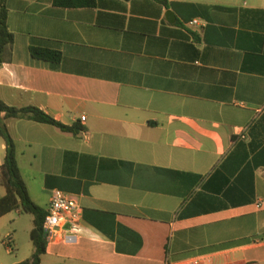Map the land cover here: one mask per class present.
Instances as JSON below:
<instances>
[{
	"label": "crops",
	"instance_id": "0c3cea01",
	"mask_svg": "<svg viewBox=\"0 0 264 264\" xmlns=\"http://www.w3.org/2000/svg\"><path fill=\"white\" fill-rule=\"evenodd\" d=\"M168 2L7 0L1 99L78 128L6 122L32 200L47 211L61 190L83 210L81 238L42 264H264V0ZM6 154L0 137V166ZM22 217L0 218L28 254L11 264L34 253Z\"/></svg>",
	"mask_w": 264,
	"mask_h": 264
},
{
	"label": "trees",
	"instance_id": "16d2710c",
	"mask_svg": "<svg viewBox=\"0 0 264 264\" xmlns=\"http://www.w3.org/2000/svg\"><path fill=\"white\" fill-rule=\"evenodd\" d=\"M169 6L168 0H158ZM97 0H54V5L59 8H94ZM9 9L7 0H0V66L11 60L15 36L9 29ZM34 59L58 65L62 61V53L56 50L31 47ZM4 115V116H3ZM10 119L30 120L47 124L61 129L67 133H78L77 127H68L46 112L37 107L17 108L6 104L0 96V137L7 145L5 162L0 166V186L6 190V195L0 199V218L12 212L20 211L33 217L34 228L31 241L34 246L32 257L20 264H42L47 253L48 242L44 229L47 211L39 207L31 198L27 185L22 176L18 159L16 143L9 132L6 122Z\"/></svg>",
	"mask_w": 264,
	"mask_h": 264
},
{
	"label": "built area",
	"instance_id": "2783aa9c",
	"mask_svg": "<svg viewBox=\"0 0 264 264\" xmlns=\"http://www.w3.org/2000/svg\"><path fill=\"white\" fill-rule=\"evenodd\" d=\"M188 25L198 26L199 21L193 20ZM44 229L48 245L55 242L65 245L77 242L84 231L82 207L69 194L54 190ZM182 264H205V261L202 258H195Z\"/></svg>",
	"mask_w": 264,
	"mask_h": 264
},
{
	"label": "rangeland",
	"instance_id": "374dc122",
	"mask_svg": "<svg viewBox=\"0 0 264 264\" xmlns=\"http://www.w3.org/2000/svg\"><path fill=\"white\" fill-rule=\"evenodd\" d=\"M5 225L3 229L0 230V262L2 264H11L17 259H22L27 256L25 247L23 246L21 251L15 250V244L13 241L15 224L10 223L9 219H5ZM32 221V216L29 214H24V217L19 221V238L22 241V244H25L27 241V236L25 237L24 228L30 224ZM1 264V263H0Z\"/></svg>",
	"mask_w": 264,
	"mask_h": 264
},
{
	"label": "water",
	"instance_id": "95a60500",
	"mask_svg": "<svg viewBox=\"0 0 264 264\" xmlns=\"http://www.w3.org/2000/svg\"><path fill=\"white\" fill-rule=\"evenodd\" d=\"M170 15H173L172 12L169 13V16H170Z\"/></svg>",
	"mask_w": 264,
	"mask_h": 264
}]
</instances>
